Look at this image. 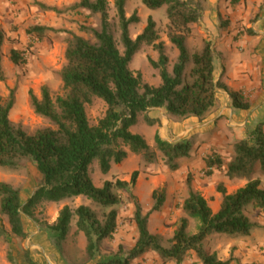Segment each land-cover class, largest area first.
Masks as SVG:
<instances>
[{"label":"trees","instance_id":"obj_1","mask_svg":"<svg viewBox=\"0 0 264 264\" xmlns=\"http://www.w3.org/2000/svg\"><path fill=\"white\" fill-rule=\"evenodd\" d=\"M127 1H115L124 53L119 50L111 29L109 0H80L72 7L100 15V30H92L95 42L70 33L65 52L66 64L60 71L63 82L61 93L53 96L50 89L43 86L39 98L33 90L29 91L35 113L49 119L53 126L39 129L35 134H30L22 126H16L10 119L15 102L14 90L7 99L0 95V167L19 169L22 162L27 160L33 162L42 175L41 184L26 201L19 188L0 182V234L26 239L28 233L23 222V215H26L51 235L55 246L62 252L72 222L76 219L78 230L87 240V254L90 259H94L100 254L102 243L112 239L115 233L116 210H110L101 219L88 205H80L75 209L64 206L53 224L42 227L37 209L43 202L60 203L78 197H86L102 207L112 208L121 202L119 192L126 191L135 205L133 221L138 230L136 242L131 249L121 247L108 260L95 264H132L150 252H155L165 263L175 260L181 264L189 253H194L196 264H232L233 257L222 260L216 252H209L206 244L208 238L216 233L246 237L257 228L245 211L252 206L264 212V189L261 188L260 178L254 177L257 173L264 176V123H260L245 139L235 144V153L230 161L223 162L217 153L208 161L210 167L223 168L229 179H242L247 183L232 193L219 185L222 204L214 212L208 200L192 187L189 179V193L182 205L185 216L178 220L168 244H164L162 237L149 229L151 213L159 211L165 203V189L153 191V209L144 213L133 194L139 171L132 173L129 182L110 180L102 187L96 186L89 174L94 159H99L102 171L108 173L112 162L122 163L128 158L129 152L143 155L148 163L161 159L170 171L180 169L179 160L191 154L194 141L189 138L170 142L157 133L153 150L143 135L131 131L140 113L145 114L150 125L160 124L159 120L151 119L147 114L154 108H163L178 119L190 116L203 118L215 106L219 89L228 92L234 109L251 108L249 99L242 91L232 90L222 79H216V55L210 41L204 40L202 46L195 50L188 46L192 25L201 18L199 2L143 0L150 9L167 5L170 20L168 39L179 51L170 70L166 44L160 40L157 23L152 17L136 38L131 36L129 26L139 21V16L136 12L132 16L127 15ZM225 1L238 5L244 0ZM41 7L44 10H57L44 4ZM47 30L45 26L34 25L27 33L43 39ZM246 32L255 35L252 29ZM3 40L0 30L1 80L4 79L1 55ZM144 44L152 45L159 53L158 60L150 58L149 61L159 71L162 79L160 86L145 82L140 71L134 72L129 67L134 55ZM10 59L16 65L24 62L18 50L11 51ZM95 98L102 99L107 110L98 123L92 125L86 105L93 103ZM2 217L7 218L9 230L2 223ZM191 218L200 222L194 234L189 233ZM10 260L16 264L12 257ZM26 262L36 264L29 256Z\"/></svg>","mask_w":264,"mask_h":264},{"label":"rangeland","instance_id":"obj_2","mask_svg":"<svg viewBox=\"0 0 264 264\" xmlns=\"http://www.w3.org/2000/svg\"><path fill=\"white\" fill-rule=\"evenodd\" d=\"M79 1L29 0L19 3L12 0L11 13L17 11L18 14L13 15L11 18H0V30L4 36L1 48L4 79H0V95L7 99L10 92L14 90L15 102L10 119L13 124L22 126L30 134H35L39 129L53 126L49 119L35 113L29 91L33 90L39 98L43 86H47L53 96L62 92L63 82L60 71L66 64L65 52L70 33L74 32L90 39L92 42L96 41L92 30H100V15L90 14L89 11L83 9H73L74 4ZM115 1L109 0V20L117 46L121 53H124V46L121 42L122 30L115 8ZM192 1L194 3L199 2L201 5V18L198 23L192 25L193 32L188 40V46L192 50L200 48L204 40L210 41L216 49V39L222 35H225V39L229 37L233 46L234 42L237 43L241 40L240 38L244 40L246 35H249L246 30L253 27L249 24L253 25L257 20L264 17V0H244L243 3L238 5H232L225 0ZM41 4L57 10H44ZM32 6L38 9L37 13L32 12ZM135 12L139 16V21L130 24L131 36L136 38L146 27L148 19L152 17L157 23L160 40L166 44V53L170 58L171 70L172 65L178 58L179 51L168 39L167 32L170 20L167 15V5L159 9H150L144 4L143 0H128L126 4L127 15L132 16ZM34 25H42L49 29L45 32L43 39L27 33L28 29ZM205 26L208 27L205 28ZM85 29H88V31H85ZM212 35L213 40L211 39ZM213 42H215V45H213ZM12 49L21 52L24 59L22 64L16 65L12 62L10 59ZM244 51L245 47L240 42L239 46H236V52ZM150 58L158 60L159 53L152 45L144 44L141 50L134 55L129 67L134 72L140 71L145 82L153 86H160L162 79L159 71L151 65ZM218 75L219 70H217L216 79ZM106 110L107 106L100 98H95L93 103L86 105V111L92 125L98 123ZM156 128L157 124H148L145 114L140 113L137 117V123L131 127V131L144 135L147 142L153 144L151 148L155 150ZM213 154L215 153L207 155L208 158L207 156L203 157L205 163L197 170L198 172L188 169L183 174L181 166L177 171H170L161 159L155 163H148L143 155L129 152L128 158L122 163L112 162L111 170L108 173L102 171L99 159H94L89 167V174L94 184L102 187L106 181L110 180L121 179L129 182L132 173L139 171L133 194L139 200L144 213H148L153 209L155 204L152 198L153 191L155 189H165V203L159 211L151 213L149 229L153 234L161 236L164 244H168V241L173 237L178 220L185 216L182 205L189 193V179L195 190H197V185L194 183H197L196 181L199 178L204 179L212 174L225 177L223 181H218L214 185L217 191L219 185L226 187L229 192V187L233 190L247 183L246 180L242 179H233L235 181L230 183L223 168L219 166L210 167L208 161ZM227 161L229 159L223 160L225 163ZM197 175H199L198 179ZM254 177L260 178L261 188L264 189V176L257 173ZM1 181L19 188L22 191L24 201H26L41 184L42 175L33 162L24 160L19 169L0 167ZM119 195L121 196L120 204L112 208L102 207L86 197H78L60 203L43 202L37 209V217L42 223V227L45 224H53L64 206L75 209L80 205H88L99 214L101 219L110 210H116L117 226L115 233L112 239L105 240L102 243L101 252L94 259H90L87 254V240L84 234L78 230L76 219L72 222L71 232L62 246L61 252L55 246L54 239L47 231L41 229L40 225L32 219L23 215L24 227L28 237L21 240L9 237L8 234H0V264H13L10 260L11 257L16 264H28L26 262L27 256L34 259L36 264H39V261L41 264H44V262L49 264L46 259L48 256L53 261H51V264H95L108 260L121 247L125 250L131 249L138 237V230L133 221L135 205L126 191L119 192ZM209 195V200L214 207L213 211H215L217 206L215 193L210 190ZM168 199L170 201L167 204ZM245 212L257 225V228L249 236H229L216 233L208 238L206 249L209 252H216L222 260L233 257L234 262L232 264H264V212L254 209L252 206L247 207ZM2 223L9 230L6 217H2ZM199 225L198 219L191 218L189 233H196ZM245 258L247 259L243 261ZM196 261L195 254L189 253L186 260L181 264H196ZM132 264L179 263L175 260H169L165 263L155 252H150L134 260Z\"/></svg>","mask_w":264,"mask_h":264},{"label":"crops","instance_id":"obj_3","mask_svg":"<svg viewBox=\"0 0 264 264\" xmlns=\"http://www.w3.org/2000/svg\"><path fill=\"white\" fill-rule=\"evenodd\" d=\"M11 1L0 0V18H11L18 14L17 11L11 13ZM15 1L22 3L29 0ZM32 8V12H38L34 6ZM200 22L202 23V20ZM249 25L253 26L252 30L255 35H246V39L240 38L241 40L237 43L234 42L233 46L229 37L225 39V35L219 36L216 39V49L214 50L217 70H219L217 79L221 77L230 89L242 91L251 103L250 109H234L228 92L219 89L215 106L203 118L190 116L176 119L163 108H154L148 112L151 119L160 121L155 133H159L164 140L174 142L181 139H193L194 148L191 154L179 160L183 174L188 169L198 172L197 170L204 166L203 157L212 153L220 155L222 160L229 159L230 161L235 153V144L245 139L260 123H264V29H262L264 28V17L253 25ZM207 27L205 26V28ZM211 39L213 40V35ZM240 42L245 47L244 52H236V46H239ZM213 43L215 45V42ZM149 145L153 146L151 143ZM196 177L198 179L199 175ZM224 179L225 177L222 175L212 174L204 179L199 178L197 183H194L197 185L196 189L208 200L213 210L209 192L212 190L215 193L217 208L215 207L214 212L220 209L222 203V196L214 185ZM231 181L235 180L229 179L230 183ZM243 186L233 190L229 187V193L235 192ZM169 201L168 199L167 204ZM243 254L245 253L243 252ZM46 259L51 264L50 256ZM39 264H41L40 261ZM44 264L46 263L44 262Z\"/></svg>","mask_w":264,"mask_h":264}]
</instances>
